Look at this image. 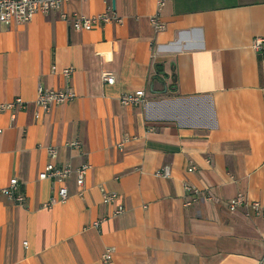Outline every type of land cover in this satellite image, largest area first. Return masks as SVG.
I'll return each mask as SVG.
<instances>
[{"label":"crops","instance_id":"1","mask_svg":"<svg viewBox=\"0 0 264 264\" xmlns=\"http://www.w3.org/2000/svg\"><path fill=\"white\" fill-rule=\"evenodd\" d=\"M123 18L76 30L62 12ZM159 14L165 29L151 16ZM264 0H69L61 11L0 24V264H259L264 259ZM55 67V69L53 68ZM72 67L67 78L63 69ZM110 72L115 82L103 80ZM39 88L75 98L37 104ZM143 89L145 105L123 94ZM39 117H36V113ZM79 140V149L67 145ZM122 143V145H121ZM57 149L51 159L48 147ZM49 161L90 164L79 194L40 179ZM165 165L171 176L157 172ZM195 166L194 171H188ZM206 191L190 205L184 184ZM104 191L116 203L103 202ZM243 194L246 202L230 210ZM118 204L125 210L114 214ZM95 221H100L98 226ZM27 242V245L24 244Z\"/></svg>","mask_w":264,"mask_h":264},{"label":"built area","instance_id":"2","mask_svg":"<svg viewBox=\"0 0 264 264\" xmlns=\"http://www.w3.org/2000/svg\"><path fill=\"white\" fill-rule=\"evenodd\" d=\"M69 0H0V24L7 26L13 24H23L29 22L37 13L48 14L52 11H61L63 5ZM165 0H158V5L163 6ZM61 16L64 19L70 18L72 27L76 30H91L95 26H100L108 23L123 22V18L119 16L111 7L107 8L106 11L98 13L92 16H86L84 14L72 13L70 17L67 13L62 12ZM152 25L157 30L165 29L166 25L161 21L159 14H154L150 18ZM254 47L257 51H264V39L258 38L254 42ZM55 69V67H53ZM73 68L68 67L63 69V74L69 78L73 73ZM103 80L109 84L115 82V77L110 72L103 73ZM75 98V94L71 90H53L39 88L36 104L45 112H49L53 105L64 104L72 101ZM122 104L125 105H145L147 98L146 93L143 89L136 90L131 93L123 94L120 98ZM27 104L21 98H15L13 101L4 102L0 104V112L12 111V118L15 117V110L26 109ZM36 117H39V113H36ZM2 129L0 128V133ZM68 146L79 149L81 142L79 140H72L67 143ZM122 145V143H121ZM48 153L51 159L57 156V149L54 146L48 147ZM91 168L90 164H82L78 167H73L71 164H56L53 161H49L45 168L39 173L40 179H49L52 182L58 183V197H53L49 205L57 202L65 201L69 196V191L66 185L67 180L75 175L76 183L79 188V194H83L82 188L84 185L85 177L88 170ZM195 166H190L188 171H194ZM157 175L163 177L171 176V167L169 165L163 166ZM185 190L188 192L186 205L192 204L194 201L203 194L208 199H211V195L206 191L200 190L199 188L192 186L188 183L184 184ZM0 194H6L18 204L22 205L25 202V193L21 189L19 180L14 177L10 180L8 186L0 189ZM119 196L115 192L104 191L103 202L105 203H116L118 202ZM246 202V198L243 194H238L235 198L230 201V210H235L239 205ZM253 207L258 212H264V207L258 202L253 204ZM125 210L123 204H118L114 214H120ZM100 221H95L94 225L98 226ZM27 245V242H24ZM114 248L108 247L103 256L102 261L104 264H110L113 260ZM259 264H264V259Z\"/></svg>","mask_w":264,"mask_h":264}]
</instances>
